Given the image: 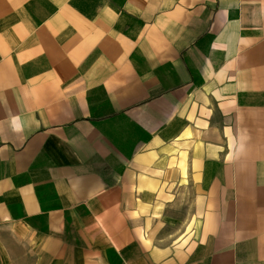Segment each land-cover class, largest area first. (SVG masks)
Returning <instances> with one entry per match:
<instances>
[{"label": "crops", "instance_id": "crops-1", "mask_svg": "<svg viewBox=\"0 0 264 264\" xmlns=\"http://www.w3.org/2000/svg\"><path fill=\"white\" fill-rule=\"evenodd\" d=\"M0 264H264V0H0Z\"/></svg>", "mask_w": 264, "mask_h": 264}]
</instances>
